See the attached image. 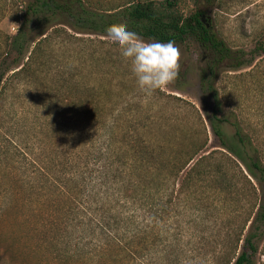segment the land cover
I'll return each instance as SVG.
<instances>
[{
    "label": "trees",
    "instance_id": "16d2710c",
    "mask_svg": "<svg viewBox=\"0 0 264 264\" xmlns=\"http://www.w3.org/2000/svg\"><path fill=\"white\" fill-rule=\"evenodd\" d=\"M195 4L187 16L178 0L131 1L105 11L93 10L83 0H31L17 33L1 51L4 112L23 89L50 78L55 46L78 47L79 73L66 68L54 83L35 88L41 98L34 103L46 112L43 126L49 130L42 139L45 146L39 145L29 162L25 155L31 153L25 154L20 143L15 148L25 178L17 190L30 194L17 203L28 200L38 219L35 228L54 233L56 242L77 230L87 248L82 254L93 264H258L264 258V144L246 131L238 115L226 111L221 85L224 74L264 57V32L253 49H234L214 24L208 28L202 21L212 17L220 0ZM112 24H125L143 39L174 41L181 49L194 44L203 52L198 79L212 105L207 121L218 140L216 149H209L199 112L200 122L195 120L190 135L178 133L184 118L139 116L141 100L123 101V109L115 106L105 118L107 106L114 103L112 91L99 87L88 70L95 62L118 66L126 60L107 47L97 54L93 39L71 35L66 28L106 36ZM60 38L64 40L56 42ZM69 53L70 59L77 55ZM186 73L179 72L180 85ZM150 97L161 101L163 93L156 90ZM225 220L223 234L216 228ZM194 226L202 234L195 232L183 243ZM207 230L213 232L212 242L206 241Z\"/></svg>",
    "mask_w": 264,
    "mask_h": 264
},
{
    "label": "rangeland",
    "instance_id": "374dc122",
    "mask_svg": "<svg viewBox=\"0 0 264 264\" xmlns=\"http://www.w3.org/2000/svg\"><path fill=\"white\" fill-rule=\"evenodd\" d=\"M30 1L0 0V54L8 37H12L17 33L25 6ZM83 1L93 10L105 11L107 9L117 10L131 1L141 0ZM154 1L160 3L164 0ZM195 1L178 0L180 10L185 15H190L197 8ZM213 12L212 17L210 16L209 19L210 24H214L220 37L234 49L247 51L253 49L257 38L264 32V0H220L218 8ZM58 27L63 26L59 25ZM54 29L55 27L50 28L48 34L55 31ZM66 29L71 35L93 39L96 42L97 49L94 48V50L98 51L97 54L107 50L106 47L116 57L117 54H121L119 47L107 40L106 36L79 34L69 28ZM63 40L64 38H60L56 42ZM69 47L60 48L55 46L56 64L53 66V74H50V78L46 79L45 83L43 81V84L35 82L32 86H28L23 89L24 92L19 96L9 101L14 102V106L5 109L4 112L0 110V264L94 263L93 259L86 256V254H82V252L87 251V248L78 240L79 232L77 230L73 228L64 233V238H60L56 242L54 233H50L47 229L41 231L35 228L38 219L29 206V201L19 203V205L17 203L20 196H27V194L22 192V195L17 190L23 181L22 178H25L24 176L21 178L19 161L14 158L15 148L20 143L25 154L31 153L25 155L27 162H29L34 159L33 154L39 153V145L41 147L45 146L42 139L45 138L49 130L43 126L46 120V112L39 108L38 104H35L41 98L36 93L35 88L37 85L43 86L46 83H54V77L62 74L66 68L79 73L80 70L78 69H81V61L77 54L78 47L72 45H69ZM178 48L181 51L179 72L186 69L187 80L180 85L176 79L165 88L158 89L157 93H163L161 101L152 100L150 97L152 94L149 96L141 92L137 95L136 88L138 85L131 71L130 62L124 61L118 66L95 62L94 66H90L88 72L94 73L98 78L96 83L99 87L107 85L112 91L110 99L112 100L111 103H114L107 106L109 111H107L105 118L112 114L111 108L115 106L122 108L123 104L121 103L123 101L133 99L136 103V101L141 100L142 103H140L139 110L136 112L139 116L144 117L150 114L156 117L172 118L173 120L177 116L184 118L181 126L183 130H179L178 133L179 135H190L195 120L197 123L200 122V114L209 134V149H216L218 140L213 135L207 121V114L211 111L212 105L208 104V97L202 92L198 79V68L203 52L194 44L184 46L183 49ZM70 49L77 54L72 59H70ZM123 76L126 78H122ZM58 80L59 78H56V81ZM221 85L226 111L238 115L244 121L246 131L256 135L264 144V57L258 58L252 66L238 72L224 74ZM174 97H179L180 100H175ZM106 101L109 102V98ZM178 105L182 108L179 107L178 109ZM124 112L125 110H122V114ZM114 113L119 115L117 110ZM7 149H10V152L5 154ZM232 218L235 219V215ZM227 228L228 225L225 220L219 222L216 229L223 230L224 234ZM194 229L196 231H189L183 239V243L190 242L189 238L195 232L196 234H202L197 227L194 226L191 230ZM79 231H81L80 228ZM212 234V230L206 231V236L209 237L206 240L207 242L213 241ZM194 242L196 241L192 240V243ZM140 264H146V262ZM258 264H264V258L259 257Z\"/></svg>",
    "mask_w": 264,
    "mask_h": 264
},
{
    "label": "clouds",
    "instance_id": "9594fccd",
    "mask_svg": "<svg viewBox=\"0 0 264 264\" xmlns=\"http://www.w3.org/2000/svg\"><path fill=\"white\" fill-rule=\"evenodd\" d=\"M106 39L116 44L130 62L139 89L151 95L173 83L179 76L181 51L174 41H146L125 24L106 28Z\"/></svg>",
    "mask_w": 264,
    "mask_h": 264
},
{
    "label": "water",
    "instance_id": "95a60500",
    "mask_svg": "<svg viewBox=\"0 0 264 264\" xmlns=\"http://www.w3.org/2000/svg\"><path fill=\"white\" fill-rule=\"evenodd\" d=\"M203 23H205L206 24V26L209 28L210 26H211V24H210V22H209V19L208 18H206V17H203Z\"/></svg>",
    "mask_w": 264,
    "mask_h": 264
},
{
    "label": "built area",
    "instance_id": "2783aa9c",
    "mask_svg": "<svg viewBox=\"0 0 264 264\" xmlns=\"http://www.w3.org/2000/svg\"><path fill=\"white\" fill-rule=\"evenodd\" d=\"M13 30H15V29L13 28Z\"/></svg>",
    "mask_w": 264,
    "mask_h": 264
}]
</instances>
